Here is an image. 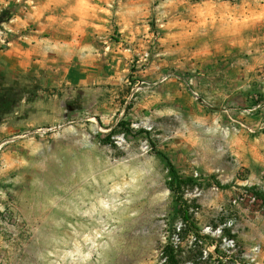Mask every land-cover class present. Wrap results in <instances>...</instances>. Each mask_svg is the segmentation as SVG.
Wrapping results in <instances>:
<instances>
[{
	"label": "rangeland",
	"instance_id": "obj_1",
	"mask_svg": "<svg viewBox=\"0 0 264 264\" xmlns=\"http://www.w3.org/2000/svg\"><path fill=\"white\" fill-rule=\"evenodd\" d=\"M5 3L0 264H163L175 199L158 151L209 236L202 255L182 243L185 264H264L245 247L264 243V0L121 3L119 49L25 68L1 57L31 28L10 33Z\"/></svg>",
	"mask_w": 264,
	"mask_h": 264
},
{
	"label": "crops",
	"instance_id": "obj_2",
	"mask_svg": "<svg viewBox=\"0 0 264 264\" xmlns=\"http://www.w3.org/2000/svg\"><path fill=\"white\" fill-rule=\"evenodd\" d=\"M6 5L19 4L18 11L7 26L10 33L18 34V40H8V48L2 50L4 62L15 58L18 68L34 64L45 65L55 62L53 53L60 54L69 66L75 57L80 61L86 52H100L119 49L120 46L108 40L115 14L121 13L120 4H131L135 0H5ZM30 4L26 6L24 4ZM25 11V12H24ZM23 12V13H22ZM117 19V18H116ZM114 49H113V48ZM28 57V59L26 58ZM255 246L252 258L264 254L263 242L258 239L247 241L245 247Z\"/></svg>",
	"mask_w": 264,
	"mask_h": 264
},
{
	"label": "trees",
	"instance_id": "obj_3",
	"mask_svg": "<svg viewBox=\"0 0 264 264\" xmlns=\"http://www.w3.org/2000/svg\"><path fill=\"white\" fill-rule=\"evenodd\" d=\"M2 19L0 18V23ZM111 133H101V137L104 140H110ZM158 154L161 155L167 164V167L170 172V180L168 181L169 189L174 194L175 199V210L172 213V216L166 220L167 224V242L162 248V257L164 258L163 264H185V261L182 256V243L189 238H192V244L190 246V251H197V248L201 250V255L203 254L205 242L203 238L209 237L208 235H201V229L198 225L196 219V213L198 212L200 205L196 202H191L180 189L182 185L186 183L175 167L172 160L162 151H158ZM250 190H257L256 186L250 187ZM258 195L264 202V191L257 190ZM176 219H179L180 226L176 223ZM226 236L229 239L236 240L238 235L232 233L231 230L226 231ZM194 246V247H193ZM218 248V247H217ZM216 248V250H218ZM209 257H213L212 253H208ZM222 256H220L221 258ZM190 260V259H189ZM219 264H225L224 259H217Z\"/></svg>",
	"mask_w": 264,
	"mask_h": 264
},
{
	"label": "built area",
	"instance_id": "obj_4",
	"mask_svg": "<svg viewBox=\"0 0 264 264\" xmlns=\"http://www.w3.org/2000/svg\"><path fill=\"white\" fill-rule=\"evenodd\" d=\"M4 28H6V26H4ZM4 34H5V30L0 28V40H1L3 43L6 42L5 38L3 37Z\"/></svg>",
	"mask_w": 264,
	"mask_h": 264
}]
</instances>
